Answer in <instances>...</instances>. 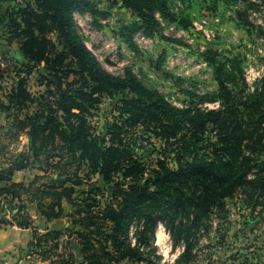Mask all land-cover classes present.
I'll return each instance as SVG.
<instances>
[{
    "label": "trees",
    "instance_id": "obj_1",
    "mask_svg": "<svg viewBox=\"0 0 264 264\" xmlns=\"http://www.w3.org/2000/svg\"><path fill=\"white\" fill-rule=\"evenodd\" d=\"M8 1L15 6L5 8ZM121 1L139 17L134 32H158L168 0ZM76 11L98 8L93 0H0L2 38L26 61L13 70L9 58L0 63V89L8 73L17 79L7 100L0 96L8 113L0 124V229H31L28 254L51 264H160L155 236L164 224L184 246L175 264H188L227 198L242 191L253 211L264 209V78L243 96L216 68L219 105L179 107L131 68L109 72L76 31ZM40 67L46 90L33 92L28 79ZM107 98L116 99L112 119L99 131L93 118ZM21 136L28 144L14 151ZM22 170L37 171L33 181L13 182ZM64 220L67 227H51Z\"/></svg>",
    "mask_w": 264,
    "mask_h": 264
},
{
    "label": "rangeland",
    "instance_id": "obj_2",
    "mask_svg": "<svg viewBox=\"0 0 264 264\" xmlns=\"http://www.w3.org/2000/svg\"><path fill=\"white\" fill-rule=\"evenodd\" d=\"M93 1L98 13L83 12L74 23L78 34L93 42L103 66L117 76L131 68L149 89L159 91L179 107L219 105L216 68L222 70L229 86L243 96L252 93L264 78L261 0H168V11L157 14L160 27L152 35L134 32L139 17L121 0ZM9 6L15 3L8 1L5 8ZM3 33L0 26V63L3 57L9 58L7 65L13 70L15 63L20 66L26 61L18 45L9 46ZM40 72L45 73L43 67L28 79L33 92L46 90L40 86L44 81ZM7 75L0 89L3 98L17 80L14 71ZM115 102L116 99L107 98L95 112L93 123L99 131L112 119ZM7 115L0 112L1 125L7 124ZM27 144V137L21 136L12 149L23 150ZM143 144L145 156L155 159L154 147ZM246 202L243 192L238 191L225 200L224 211H214L198 233L195 258L188 264H264V209L253 211ZM155 244L160 264H175L184 250L164 224L157 230Z\"/></svg>",
    "mask_w": 264,
    "mask_h": 264
},
{
    "label": "crops",
    "instance_id": "obj_3",
    "mask_svg": "<svg viewBox=\"0 0 264 264\" xmlns=\"http://www.w3.org/2000/svg\"><path fill=\"white\" fill-rule=\"evenodd\" d=\"M28 140V139H27ZM2 160L0 158V165ZM35 171L22 170L16 171L13 176V182L30 183L35 177ZM32 218L37 227L44 230L48 227L45 218L40 214L37 204L32 203L28 207ZM4 214L0 207V217ZM57 228L67 227V221L56 222ZM33 241L31 229H25L18 226H5L0 229V264H51V261H44L38 255H29L30 244Z\"/></svg>",
    "mask_w": 264,
    "mask_h": 264
},
{
    "label": "built area",
    "instance_id": "obj_4",
    "mask_svg": "<svg viewBox=\"0 0 264 264\" xmlns=\"http://www.w3.org/2000/svg\"><path fill=\"white\" fill-rule=\"evenodd\" d=\"M82 14H83V12L82 11H76V12H74V19L75 20H78V19H80L81 17H82ZM83 38V37H82ZM84 39V38H83ZM84 41H85V43H86V46L93 52V53H95V47H94V45H93V42H91V41H87L86 39H84ZM95 55H96V53H95ZM97 56V55H96ZM131 232H132V236L134 237V235H135V226H133L132 228H131Z\"/></svg>",
    "mask_w": 264,
    "mask_h": 264
}]
</instances>
